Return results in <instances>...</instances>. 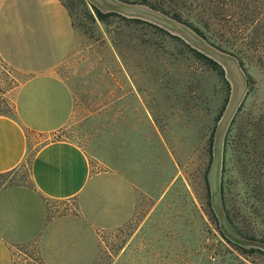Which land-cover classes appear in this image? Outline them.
I'll list each match as a JSON object with an SVG mask.
<instances>
[{"label":"rangeland","instance_id":"1","mask_svg":"<svg viewBox=\"0 0 264 264\" xmlns=\"http://www.w3.org/2000/svg\"><path fill=\"white\" fill-rule=\"evenodd\" d=\"M62 1L81 46L75 101L28 148L73 140L137 196L127 224L98 232L91 264H264V0ZM16 83L1 67L0 92ZM26 183L27 167L0 176Z\"/></svg>","mask_w":264,"mask_h":264},{"label":"crops","instance_id":"2","mask_svg":"<svg viewBox=\"0 0 264 264\" xmlns=\"http://www.w3.org/2000/svg\"><path fill=\"white\" fill-rule=\"evenodd\" d=\"M80 47L62 0H0V68L17 81L0 92L14 103L0 115V176L21 167L31 135L69 123L75 97L67 81ZM93 161L73 140H50L35 150L28 183L0 186V264L95 260L98 232L127 224L137 196L125 173L93 170ZM51 202H72L74 211L51 213Z\"/></svg>","mask_w":264,"mask_h":264},{"label":"trees","instance_id":"3","mask_svg":"<svg viewBox=\"0 0 264 264\" xmlns=\"http://www.w3.org/2000/svg\"><path fill=\"white\" fill-rule=\"evenodd\" d=\"M95 13L96 15L98 16L99 19H103L104 18V14H102L98 9H95ZM5 115V114H8V113H5V112H0V115ZM36 149L34 150H31L28 148V151H27V155H26V158H25V161L23 162V164L21 165V167H27L29 168L30 166V163H31V159H32V156L34 154Z\"/></svg>","mask_w":264,"mask_h":264}]
</instances>
